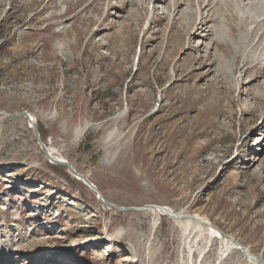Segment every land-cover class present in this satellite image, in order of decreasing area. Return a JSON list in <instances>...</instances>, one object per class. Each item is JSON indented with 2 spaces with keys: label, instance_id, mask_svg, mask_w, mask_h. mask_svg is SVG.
Wrapping results in <instances>:
<instances>
[{
  "label": "rangeland",
  "instance_id": "obj_1",
  "mask_svg": "<svg viewBox=\"0 0 264 264\" xmlns=\"http://www.w3.org/2000/svg\"><path fill=\"white\" fill-rule=\"evenodd\" d=\"M39 1L0 0V111L34 115L41 142L57 150L52 159L88 175L108 201L187 208L264 261V108L252 98L264 93V63L256 50L235 88L236 72L215 76L232 54L214 61L210 48L214 71L198 76L203 40L186 34L180 14L173 20L170 0ZM136 13L141 21L127 31ZM220 14L212 23L228 31ZM182 35L192 42L178 47ZM114 128L121 136L105 142ZM52 159L28 118H0V264H215L216 237L190 253L171 218L158 216L152 230L153 212L107 206ZM218 264L249 263L233 249Z\"/></svg>",
  "mask_w": 264,
  "mask_h": 264
},
{
  "label": "bare ground",
  "instance_id": "obj_2",
  "mask_svg": "<svg viewBox=\"0 0 264 264\" xmlns=\"http://www.w3.org/2000/svg\"><path fill=\"white\" fill-rule=\"evenodd\" d=\"M150 1L153 3L154 0H150ZM80 2L78 1V3ZM121 2H122L121 4L122 7H124V4L126 1L121 0ZM160 2L165 3L167 1L164 2V0H160ZM96 3L98 4L99 1L91 2V5L96 4ZM169 4L171 8L170 11L172 12L171 13L172 18L174 21L176 20L175 19L176 15L180 14L182 18L181 19L182 26H185L188 29L186 30V34L188 35L189 33L190 34L192 33L194 36L201 37V40H203L201 43L202 45H204V47H202V50L204 49L206 52L204 53V55L200 53L198 54V56L194 57V60H195L194 65H196V67L197 65L199 66L196 68L198 69V73H197L198 76L203 77V76L208 75L209 72L214 71V68L212 67L213 59L214 61H217V57L218 58L231 57V54H232L233 55L232 65H230L228 69H226L225 67L226 64L223 60H219L217 62L218 66L215 69L216 71L215 76L218 78V80L221 78L220 80L222 82V79L225 78L224 76L226 74V71L231 70L233 72H236V74H238V78L236 79L234 76L233 81L237 83L239 80L238 84L234 85L235 88H237V85H240V83H242L241 82V80L243 79V77L241 76L243 75L242 68L244 69L246 68L245 71L247 73H250V69L253 67V66H248L250 64L249 56L255 50H256V53H255L256 56L258 55L256 57L257 61L259 60L258 64L263 65L264 63V0H170ZM183 5H186V6L183 7ZM191 5H193V7ZM85 8L86 10L89 9L90 5L89 6L86 5ZM155 10L157 11V8ZM93 11L94 9L91 10L90 12H93ZM220 12H224L226 15V21L228 22L226 26L229 27L228 31L226 30V28L225 29L223 28L224 27L223 24L221 26H215V23L214 24L212 23V20H215L216 22V20L218 19V16L221 15ZM106 15L109 16V12L108 14L106 13ZM106 18L108 17L106 16ZM141 18H142L141 15L136 13L135 20L137 23L135 22L133 23V21L128 20L129 21L128 27L125 25V22H122L121 23V29H122L121 33L124 34V30L126 27H127V31H132L130 27L133 24L137 27V25H139V21H141ZM83 19L85 18L83 17ZM125 20L127 19L125 18ZM234 20L237 21V26L240 31L239 34H237L236 24L232 23L234 22ZM72 24L74 25V22ZM109 24H111V27L115 25L113 24V21L109 22ZM102 26H103V23L99 25V27H102ZM187 35H182V37L178 39V45H177L178 47H180V45H182L184 41L188 43V45L190 42H192V38H189V36ZM249 36H250V39H253V40H250ZM210 37H211L210 41L208 40V42H206V39H209ZM257 39H259L260 42L257 43L258 45V46L256 45L257 47L256 46L254 47L253 43L254 41H257ZM210 48L214 49V52H215L214 54H216V56H214V58L211 61H208L209 58L211 57V54L209 51ZM200 50H201V47H200ZM241 60H242V63L240 66H238L237 63L238 61L240 63ZM207 66L208 68L204 71V67H207ZM195 75L196 74H194L192 78H194ZM262 87L264 86L262 85ZM253 94L254 95L252 96V98L255 99L258 106L264 108V105H262L264 104V93L258 91V92H254ZM250 110H252V108H248V111ZM28 114L29 116H21V117L28 118L31 124V127H32V124H34V122L38 124L37 118L34 115L30 114L29 112ZM3 116L11 117V116H7V112L0 111V118ZM262 116L264 117V109L262 112ZM14 117H20V116H14ZM122 118H123V112L118 114L116 117H114L112 121L118 122L119 120H122ZM116 136L118 137L121 136V133L119 132L118 128L112 129V131L109 132L105 136L104 141L108 142L112 139V137H116ZM43 147L46 148V153L44 150L43 151L46 154V156H48L49 158L50 156L51 158L52 157L54 158L57 155V150L55 151L52 148H48L49 149L48 151L44 142H43ZM58 157H60L61 160L63 159L62 155H59ZM55 161L58 163L68 162L67 160H62V161L55 160ZM77 173L78 174H74V175H76L84 183L88 184L97 196L99 194H102L96 185H95L96 188H94L88 182L85 181L84 179L85 177L87 178V180L91 181L88 175H84L79 172ZM150 205L151 206L147 209H143L142 208L143 206L134 207V208H136L135 210H148L155 214L153 225H152V230H154L155 225H157L158 223L157 222L158 216H168L169 218H171L172 221L176 225L181 227V230L183 231V234L185 235V241L187 245L186 247L189 249L188 251L190 253H193L192 251L194 250H199V252H202L204 250V243L207 242L208 238L211 236L214 238L216 237L219 240V244H220L219 250H218V256H217V260L215 261V264H218V262H221L225 258V256L228 253H230L231 250L233 249L242 250L238 246V244H236L239 241H237L231 235L226 234L225 232L217 228L206 217L200 216L199 214H191L187 211V208L186 209L183 208L181 210H174L173 208L169 206H160V205H155V204H150ZM139 208H142V209H139ZM120 235H121V231H118L115 234V236H120ZM152 237L154 236L152 235V233H150L149 242H151ZM76 243L77 241L73 242L74 245ZM77 245L78 244H76V246ZM150 245L151 243H149L148 245V249L146 253V256H147L146 260H149L151 256H153V248ZM70 246L72 245L70 244ZM247 250L249 252L248 255L245 254L243 250L242 252L245 258L247 259L248 263L249 264H260V261L262 259L259 256L255 255L254 253L250 252L249 249ZM188 259L186 262H188ZM34 262H37V260Z\"/></svg>",
  "mask_w": 264,
  "mask_h": 264
},
{
  "label": "water",
  "instance_id": "obj_3",
  "mask_svg": "<svg viewBox=\"0 0 264 264\" xmlns=\"http://www.w3.org/2000/svg\"><path fill=\"white\" fill-rule=\"evenodd\" d=\"M7 116H11V117H12V116H13V117H14V116H29V114H28L27 111H23V112H20V113H7ZM31 128L34 130V133H35L37 139L40 141V144L42 145V148H43V150H44L45 153H46V148L43 147V142H41V138H40L41 136H40V131H39V128H38V124H37L36 122H34V124H32V127H31ZM64 164H66L72 172H74L75 174H78V173L76 172V170L73 168V166H72L71 164H69L68 162H64ZM84 179H85V181L88 182L91 186H93L94 188H96V187H95V184H94L93 182L87 180L86 177H85ZM98 197H99L100 200H102V201L105 202L106 204H108V205H110V206H114L115 208H118V209H121V210H123V209H136V208H134V207H130V208H129V207H120V206H118V205H116V204H114V203L108 201L105 197H103L102 194H99ZM150 206H151L150 204H145L142 208H143V209H147V208H149ZM142 208H139V209H142ZM223 234H224V233H223ZM236 244H238V246L244 251L245 254H247V255L249 254L247 248L244 247L241 243L237 242ZM260 264H264V261L261 260V261H260Z\"/></svg>",
  "mask_w": 264,
  "mask_h": 264
}]
</instances>
